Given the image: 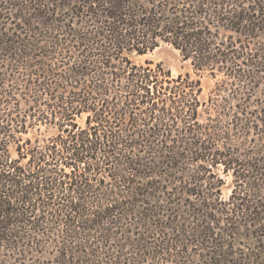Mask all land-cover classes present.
<instances>
[{"label":"trees","instance_id":"16d2710c","mask_svg":"<svg viewBox=\"0 0 264 264\" xmlns=\"http://www.w3.org/2000/svg\"><path fill=\"white\" fill-rule=\"evenodd\" d=\"M0 264H264V0H0Z\"/></svg>","mask_w":264,"mask_h":264},{"label":"rangeland","instance_id":"374dc122","mask_svg":"<svg viewBox=\"0 0 264 264\" xmlns=\"http://www.w3.org/2000/svg\"><path fill=\"white\" fill-rule=\"evenodd\" d=\"M134 59L139 63H144L145 60L151 61L152 66L156 63H160L165 69L169 70L173 76L186 71L191 72L188 63L181 60L178 51L165 42H161L154 50L144 55L135 56ZM191 74L192 77L195 78V75L193 73ZM213 84L214 79H212L209 75L205 74L200 77V86L202 89L200 99H206ZM229 181L230 177L228 176L226 177V185L223 187V194L225 196L230 192V187L228 186Z\"/></svg>","mask_w":264,"mask_h":264}]
</instances>
